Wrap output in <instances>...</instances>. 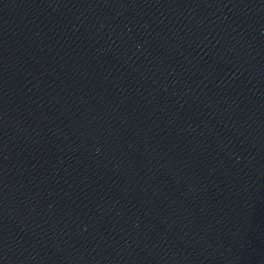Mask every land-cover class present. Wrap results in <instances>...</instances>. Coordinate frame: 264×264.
<instances>
[{
    "label": "water",
    "instance_id": "95a60500",
    "mask_svg": "<svg viewBox=\"0 0 264 264\" xmlns=\"http://www.w3.org/2000/svg\"><path fill=\"white\" fill-rule=\"evenodd\" d=\"M0 264H264V0H0Z\"/></svg>",
    "mask_w": 264,
    "mask_h": 264
}]
</instances>
